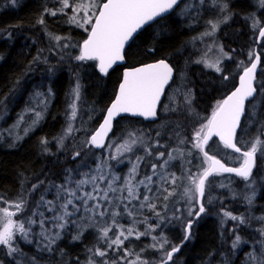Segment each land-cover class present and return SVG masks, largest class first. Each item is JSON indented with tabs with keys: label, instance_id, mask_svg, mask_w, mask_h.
I'll return each instance as SVG.
<instances>
[{
	"label": "trees",
	"instance_id": "trees-1",
	"mask_svg": "<svg viewBox=\"0 0 264 264\" xmlns=\"http://www.w3.org/2000/svg\"><path fill=\"white\" fill-rule=\"evenodd\" d=\"M254 1L256 0L225 1V8L229 7V10L224 8L226 11L224 14L228 13L230 20L222 23L218 36L221 35L219 40L230 58L225 61L223 65L225 68L221 73L206 70L194 62L197 53L190 46V42L202 30L204 23L199 19L200 21L197 20L195 24H189L186 18L176 15L177 8L169 15L145 26L126 47L124 64L116 65L107 74L101 75L95 61L71 60L72 65H70L56 55L59 54L58 48L47 43V35L48 37L54 35L70 37L81 42L87 36V33L66 21L67 13L58 11L61 7L60 0H14L13 2L0 0V107L5 105L8 108L7 123H12L15 114L29 103L30 96L36 87H40L44 81H47L49 89V95H47L49 102L37 125L13 146L0 143V197H15L26 191L28 202L35 197L44 183L57 184L66 170L74 168V160L79 157L78 152L70 149L63 152L56 151V146L53 144L47 146L48 141L55 138L64 125L70 87L75 82H80L82 85L79 105L81 109L86 110L88 117L90 116L91 124L88 122V131L91 134L101 120L107 105L113 99L125 67L165 59L175 68L176 80L180 76L179 72L187 75L188 83L185 88L193 96L190 106H182L179 103L166 118L162 119L160 109L159 118L154 122L124 118L131 119L134 123H141L143 126L160 125L163 127L161 131L153 129L151 133H156L161 144L166 147L188 148L191 144L189 139L196 131L197 123L205 121L217 103L235 84L241 70L249 64L248 50H253L256 39V31L251 28V18H249L251 11L253 10L252 13L259 16L261 22L264 21V6L260 4L258 7ZM45 9L57 11V14L53 16ZM203 10V16L206 15V19L211 17L209 9ZM249 10L250 13H248ZM213 11L217 13H214L213 17H222V9ZM41 20L43 23L40 22ZM246 20H249L248 23ZM258 51L262 52L258 80H261L264 85V38L258 46ZM54 57L57 59L55 64L50 62ZM44 60L47 61L46 67L40 66ZM241 60L244 61L241 65L242 69L238 65ZM36 62L37 65H35ZM86 65L89 66L88 72L85 69ZM43 75L49 77L45 79ZM256 85L259 91L257 96H259L262 88L259 82ZM246 118L247 114L242 120L240 129L243 128ZM120 119L115 121L114 130ZM208 145L217 149L219 143L213 139ZM80 147H75L74 150H80ZM26 185H28L27 189L24 187ZM29 185H36V187L30 188ZM256 206L264 207V187L260 189L256 198ZM191 229L193 235L191 239L182 242L183 244H180L178 239L174 240L180 244L176 254L181 261L180 264H213L221 260L220 254L225 251V248L221 244L222 241L218 239V232L209 222V218L205 222L196 223L194 227L191 226ZM142 239L137 238L135 241L136 249L143 245ZM18 245L21 260L9 262L4 259V264H84L97 248L107 249V242L100 238L98 230L91 225H88L81 234L75 232L71 226H67L49 251L43 247L38 248L33 243L19 241ZM127 246L128 243H125L124 247ZM230 264H241V262L237 256H234Z\"/></svg>",
	"mask_w": 264,
	"mask_h": 264
},
{
	"label": "rangeland",
	"instance_id": "rangeland-1",
	"mask_svg": "<svg viewBox=\"0 0 264 264\" xmlns=\"http://www.w3.org/2000/svg\"><path fill=\"white\" fill-rule=\"evenodd\" d=\"M9 1L13 2L14 0H9ZM225 1H228V0H224L223 2H221V0H184V2L178 7V9L176 11V15H179V16L186 18L188 20L189 24H195V21L197 22V20H199V19L202 20L201 18H203L202 22L204 24L202 25L203 26L202 31H200L198 33V35L193 40H191L190 46L195 51V53H197L201 56V57L200 56L198 57V55H196L197 61L194 60V62L197 63L198 65L202 66L204 69L215 72V73L223 72L224 68H225V67L223 68V65H224L225 61H227V59L230 58V55L223 48L222 43L218 38V33H216V32H218V29L220 28L219 25L220 26L222 25V21L224 20L223 22H225L229 19V15L224 14L225 9H226L225 7H223L226 4ZM257 1H259L257 3V5L259 3L261 4L260 0H256V2ZM86 2H87V0H77V1H70L69 0V5H70L68 7L69 10H67V8H64L63 12L67 13L66 21L68 23L76 26L77 28H79L80 30H82L83 32L88 34V32L85 31V27H88L90 30V26L78 27L75 23H71L69 21V18L72 17L73 15H77L78 17L83 15V13H74L72 10V6H75V5H78L81 3H86ZM61 7H62V5H61ZM219 7L223 11L222 14L225 15L224 19H223V16L220 18H218V17L212 18V16H214L213 9L217 10V9H219ZM204 8L209 9L210 12L213 13V14L210 13L211 18L209 17L208 18L209 20L208 19L204 20L205 16H203L204 15L203 13L201 14V11H204L203 10ZM210 8H212V11ZM195 9H197V10H195ZM252 15L255 17H253ZM196 16L198 18L194 19V18H196ZM257 16L258 15H255L254 13H251V15L249 16V18H251V22H252L251 28L255 29L256 31L262 25L260 20L258 19L259 16L258 17ZM253 18H255L257 20L255 21V19H254V21H252ZM191 19H193L192 20L193 22L191 21ZM212 19H214V20H212ZM215 20H216L217 28H216L215 32H212V28H210L211 24L209 22L211 21V22L215 23ZM253 24L255 25V27ZM256 25H257V27H256ZM207 28H208V31L206 30ZM205 31H207V32H205ZM210 32H211V35H205L206 33H210ZM201 36L203 39H200ZM55 37H59V36L54 35L52 37H48V35H47V43L49 42L55 48H58L59 54H56V55L59 57H62L63 62L66 61V62H69L70 65H72L71 60H76V62L80 61V60H77L76 57L80 54V46L82 43L81 41H77L76 39L73 40L70 37H60V39L57 40V39H55ZM206 37L210 40H208ZM214 38H217V39L214 40ZM194 40H196V41H194ZM201 40L204 42H202ZM198 42L201 44H199ZM218 43H220V44H218ZM219 45H220V47H219ZM198 50L200 51L201 54L199 53ZM249 53L251 55H249ZM249 53H248L249 57L247 56L248 57V60H247L248 63L251 61V59L253 57L252 51H250ZM90 61H92V60H90ZM46 62H47L46 60L42 61L40 66L43 65V67H46L47 66ZM50 62L55 64L57 62V59L54 57V59ZM243 62L244 61L238 62L241 69L243 68V66H241ZM35 65H37V62ZM95 65L97 68V61H95ZM217 67L220 69V71L216 70ZM87 68H89L88 65L85 66V69L88 72ZM35 69H36V67H35ZM179 74L181 76L178 78V83H177L178 86H175V88L172 87L171 93L168 96V100L166 101L163 109L161 110V119L166 118L167 115H169L168 104H167V102L169 100H171L172 105H175V106L178 103H180L182 106H186V105L190 106L192 104L193 96L191 95V92L185 88L186 87L185 85H187V83H188L187 82V75L186 74L183 75V73H181V72H179ZM47 77H49V76L48 75H46V77L44 76L45 79ZM46 83H47V81L46 82L44 81L40 87L38 86L34 89L33 93L30 96L29 103L24 105L25 108H24V106L22 107L23 110L21 109V111H18V113L14 117V118H16V120L13 119L12 123H7V119H6L7 113H8L7 106L4 105L3 107L2 106L0 107V143H4L8 146H13L25 134H27L30 130H32L37 125L38 121L42 117L43 112L46 109L48 102H49L48 96H47V95H49V89H48V85ZM259 85L261 86V88H262L261 91H263V92L259 96L254 98V101L251 103V106L248 109V113H250V114L247 116L246 121L244 123V126L241 129L239 136H238V143H241L240 144L241 147L245 150H248L251 147V143L253 141H255L257 136H259L261 140H264V85L262 84L261 80H259ZM77 86H79V99H80V97H81L80 92H81V86L82 85L80 82H75L70 87L68 97H67L66 111L64 114V125L65 126L63 125L62 129L60 130V132L58 133V135L55 138H52L50 141H48L47 146L50 144H53V146H56V149H57L56 151H62V152L64 150L67 151L68 149H70L73 152H76V153L78 152L79 157L76 160H74V164H75L74 168H72L68 171L66 170L64 172V174H63L64 176L62 175L61 181H59L57 184L54 183V184H50V185L48 183H44L43 186H41L39 188L40 190L36 192L35 197H33V199L29 200L28 202L26 201V194H25L26 191H23V193L21 195L15 196V197H0V209L7 208L10 212L16 213V215L13 217L14 220L26 222L27 219L29 217H31L33 220L37 221V223L31 225L27 240L23 239L19 233H17L14 236V240H13L11 246L16 248L17 251L10 253L8 246L0 245V264H4V259L9 260V262L13 261V260L18 262L21 260L20 259L21 255H20L19 250H18L19 241L26 242V243H33L38 248L43 247L46 251L51 250L53 248V246L56 244V241L61 236L64 228L63 229H57V228L53 227V225L51 223H46L45 227L51 230L50 233H47L48 235H54V233L57 231L60 233L59 237L57 239H55V242L52 244H49V241L44 239V236L41 235L42 229L39 226L38 221L40 220V216H39L40 212H43L44 216L48 219H51V217L54 215L53 212L48 211L49 206L46 203L41 202V197L44 198L45 202L46 201H56L57 187L58 186L63 185V186L69 187V188H75V186H76L75 182L76 181H79L81 179L90 178L93 175H95L97 177H99L100 175H104L106 180L111 179L113 176L119 177V179L115 181V185H114L117 189H119L120 186L124 184V178L129 176V172L133 166V163L138 162L137 157H143L144 159L140 160L138 162L139 167L137 169V174H136L135 180L133 181L134 184L137 183L139 180L144 179V177L146 175H152V167H151L152 164L153 163L160 164V163H163L164 160H169L167 153L172 152L174 158L169 160V164H168L169 167L167 166L166 169H158V171L159 172H166V173H175V175L177 174L176 177H178V179L176 181V184L174 186L169 185V188L171 190V188L174 187L175 193L177 194V197L180 195V198L179 197L178 198L183 199L184 197H186L185 195H183L185 192V188H191L192 187L191 182L188 180L189 171L192 172V174L199 176V174L202 173L203 168L207 166L204 163V161H205L204 155H202V153L200 152L199 149H197L193 146L194 142L192 140V136L189 139V141H191V144L188 148L185 146L184 147L176 146V148L169 146L168 148H166V146L164 144H160L158 138L156 137V133L155 132H154V134L151 133V131L153 129H154V131H159V130L161 131V129L163 128L162 126H160V125L158 126L157 124L155 126H143V125H141V123H136V122L134 123L133 120L127 119V118H122L119 120V122L116 124L117 125L116 129L114 130L111 137L108 139L105 146L100 150H96L89 143L90 142V138H89L90 132H88V122L90 121V116L88 117V113L86 112L85 109L80 108L79 99L76 100V105H77L76 118L70 120V113H71L70 105L72 104L73 100L76 99L74 90L77 88ZM178 89H179L180 94H183L184 92H185V94L179 95L178 100H176V94L178 93ZM185 89H186V91H185ZM187 92H189V93H187ZM38 96H39V98H38ZM188 96H189V98H188ZM179 97H181V100ZM38 99H40V100H38ZM42 99H44V100H42ZM31 101H33V102H31ZM40 105H42V106H40ZM27 106H29V108ZM41 108H43L44 110ZM170 110L172 111V107L170 108ZM37 113H39L40 116H37ZM85 118H88V119H85ZM208 119H209V116L205 119V121L198 122L197 126H196L197 127L196 130L199 129L202 124H206ZM80 121L83 124L80 123ZM78 122H79V124H78ZM69 123H71L72 128H73L72 134L66 133V129L68 128ZM24 131H26V132H24ZM130 134H134V136L136 138H138V140L140 142L133 145L132 150L130 152L129 151H123L121 146L124 145L126 142L130 141ZM68 135H70V137ZM74 135H75V137H74ZM19 136H21V138ZM154 138H156V139H154ZM162 145L165 147H163ZM74 146L75 147L81 146L80 150L77 149L75 151L74 149H76V148ZM90 147H92V148H90ZM160 147H162V148H160ZM146 148H148L152 152L151 156L147 155V153L145 151ZM118 149H120V150L118 151ZM160 149H162V150H160ZM156 152H158V153L164 152L165 158L163 157L162 159H160L158 161L156 159L158 153H156ZM209 152L216 154V150H214L213 148H211ZM218 152L230 164L240 165L242 163V160H243L242 156H239L237 154H233L232 152H229L225 149H222L220 151L218 150ZM112 157H115V159H113ZM256 158H257V166H256L255 170L253 171V173H252V175L248 181H245L244 179H237L233 176L223 175V174L214 175L207 181L206 189H205V196H206L205 199L206 200L203 199L202 202H204L203 203L204 206L206 204L209 206H207V205L205 206V209H206L204 212L205 214L202 213V215H200L198 217V221H197V219H196V221L195 220L192 221L193 216L190 217L188 215V210L190 207H192L194 211H198V209H199L198 205L194 201H193V204H189V202H187L188 198L186 197V198H184V205H183L180 201H178L179 199L177 197H176L177 199H175V201L173 200V197H175L176 194L172 198H170L171 200L170 199L168 200L169 202L164 201L162 198L157 200L156 195H154V192L148 193L147 190L143 186H140V188H138L137 191L153 196V202H155L158 205L156 208V211L159 212V214H160L159 216H157L154 212H151V210H149L146 207L145 208L147 210L144 208L141 209L139 207L140 200H142V196L140 197V200H134L132 202V204L129 205V208H133V206H134L135 211L137 210L135 212V215H128L126 212H123L124 204H126L127 201H124V203H121L119 207H115V205H105L106 207L114 208L115 211L121 212V215L117 217V221L120 225L123 226V230L126 231V229L129 227H134L135 232H140V233L145 232V230L149 229L150 227L154 230L150 231L149 234H147V235H143V236L139 237V238L145 237L144 239H142V244L144 246H141V249H140V247L139 248L137 247V249H136L135 241L137 240V238H136V235L134 233L127 240H124V243L119 248H117L116 246L109 248L108 243H107V249H106L107 251L100 249L101 251H105L108 256L105 255V257L104 256L101 257L98 255H95L94 254L96 251L95 250L93 254L89 255V257L86 259L84 264H90V262H91V264H127L128 261L136 262V264H140L141 261H146L147 264H161L162 259L163 260L166 259V253L168 251H171V249L173 247L178 246V242L182 243V242L186 241L185 240L186 227H187L188 221L190 219H191L192 223L195 221L192 224V227H194L195 223H198L199 221L205 222L208 218H209V222L214 225L215 231L219 232V234L217 235L218 239L220 241H222L221 244L225 248V251L222 252L223 255L220 254L222 257L221 260H218L217 262H215L213 264H217V263H219V264H228L229 263L230 264V262L234 256H237L239 258V260L241 261V264H244V263L249 264L251 262H252L251 264H254V263L255 264L256 263L262 264V262H264V256H263L264 255L263 254L264 253V244H263L264 243V236L261 235V232L264 231V226H261V224L263 223L262 225H264V208L256 206V198L258 197L260 189L262 187H264V151H262L260 147H258V150L256 153ZM189 159H190V162H189ZM187 160L189 163H187ZM146 162L149 164H146ZM170 163H172V164H170ZM144 165H145V167H144ZM98 166H100V167H98ZM195 166H197V167L195 168ZM184 168H185V170H184ZM171 169H172V171H171ZM85 174H87V177L85 176ZM153 180L157 181V183H158L159 182L158 176H153ZM69 181H71V182H69ZM96 183L99 184L101 188H107L106 181H100L99 179H97ZM24 187L27 189L28 185H26ZM29 187L32 188L33 186L29 185ZM150 187H152L153 191L156 190V185H150ZM181 189H183V190H181ZM81 191H92V184L84 185L83 188L81 189ZM240 193H241V195H240ZM212 194H213V196H212ZM100 195H103V193H100ZM120 195L127 196V191L125 190L122 193L120 191H117L116 193H109V196H120ZM226 195L227 196L229 195V196L227 197ZM242 196H244V197H242ZM209 198H211V200ZM249 198H251V204L253 203L252 206L248 202ZM21 201L24 202L23 210L21 212H17L14 205L16 203L21 202ZM222 201H224V202H222ZM76 203H79V201H76ZM90 203H93V201H90ZM117 203H119V202H117ZM165 205H166V207H164ZM171 206H172L173 210L171 209ZM187 207H189V208L187 209ZM243 207H244V210H243ZM163 208H165V209H163ZM177 209H179L178 212H177ZM222 209H224V210H222ZM69 210L70 211L72 210L71 206H69ZM139 210H140V212H139ZM182 211H183V213H181ZM186 211H187L188 216L186 215ZM238 211L240 212V215H238L239 214ZM34 212L37 213V215H33ZM160 212H162V213H160ZM226 212L230 213V216H236V217L242 218L244 221L242 223L243 225L241 224L240 219L239 220L238 219L232 220L230 218V216H226L225 215ZM248 212L250 213V215ZM179 213H180V215H178ZM89 215H91V214H85L83 212V210H81L75 216L70 218V220L74 221V222L67 223L65 228H67V226H69V227L71 226L75 232H77L78 234H81V232L88 225H91V226H94L98 230L99 236L101 238V234H100L99 229L101 227H104L106 225H110L112 223L111 216L109 215L106 218V220L100 219L99 217H93L90 220V219H88ZM172 216H173V218H171ZM165 217H167V219ZM181 217H182V220H181ZM147 218H148V220H147ZM163 220H164V222H163ZM133 221H135V224H133ZM247 221H248V223H247ZM259 221H261V222H259ZM161 222H162V224H160ZM171 222L174 224H171ZM238 222H240V223H238ZM151 223L153 225H151ZM166 223H169V224H166ZM180 223H182V224H180ZM244 223H246V224L244 225ZM171 225H173L174 227ZM252 225H254V226H252ZM222 226L223 227L225 226V227L223 228ZM234 226H235V228H234ZM236 226H238V227H236ZM250 226H252V227H250ZM26 227H28L27 224H26ZM170 227L171 228L173 227V228L171 229ZM247 227H248V229H246ZM159 229H162V230L159 231ZM116 231H117L116 229H113V231L109 233V236L112 239H115ZM159 232H161L162 234ZM158 234H160L161 236ZM180 234H181V236H180ZM236 235L240 237V240H242V241H240L241 246H240V244H238L237 247L233 248L232 247L233 241L237 237ZM252 235H254V236H252ZM192 236L193 235L191 234V229H190L189 238H191ZM153 237H155L156 239L154 240ZM160 237L164 238L165 240L161 239ZM232 238H233V241L231 240ZM172 239L173 240L178 239L177 240L178 242L175 243ZM229 239H230V241H229ZM164 241H167V243H164L163 248L161 249L160 243H163ZM243 241H245V242H243ZM150 242H152V245ZM125 243H128V246L126 248L124 247ZM155 244H158V245L153 247V245H155ZM169 244H171V245H169ZM255 244H256V246H255ZM148 246H150V247H148ZM238 246L240 249L238 248ZM142 247H143V250H142ZM231 247H232V249H231ZM97 249H99V248H97ZM111 249H112V251H111ZM150 249H151V251H149ZM126 250L128 252H130L131 255H129L125 258V251ZM165 250H168V251H165ZM243 250H244V252H243ZM162 251H164V252H162ZM248 251L250 252V254L254 255V257L257 261L250 257V254ZM261 251H262V253H261ZM116 252H119V253H116ZM159 252H160V254H159L160 256L158 255ZM257 252L259 253V255H257L258 254ZM149 253H152V254H149ZM156 253H157V255H156ZM162 253H163V255H161ZM118 254H120V255H118ZM175 254L176 253L173 254L174 258L172 257V259L170 261H168V263H170V262L172 264L179 263V258H177L175 256ZM158 256L160 257V260H159ZM245 256H246V258H245ZM137 257H139V260L137 259ZM259 257H260L261 263H259V261H260ZM253 261H254V263H253Z\"/></svg>",
	"mask_w": 264,
	"mask_h": 264
},
{
	"label": "snow or ice",
	"instance_id": "snow-or-ice-1",
	"mask_svg": "<svg viewBox=\"0 0 264 264\" xmlns=\"http://www.w3.org/2000/svg\"><path fill=\"white\" fill-rule=\"evenodd\" d=\"M60 3L62 5L58 9L60 12H63L64 8L70 6L69 0H60ZM177 4L178 0H87L86 3L72 6L74 13H83V15L79 17L73 15L69 18V21L75 23L78 27L90 26V30L88 27H85V31L88 32V37L83 41L80 47V54L76 59L80 61H97L100 73L107 74L108 70L117 61L124 59L122 53L125 44L133 37V34L148 22L154 21L155 18L173 9ZM261 4L264 6V0H261ZM45 11L50 10L45 9ZM50 14L55 16L57 11H50ZM40 22L43 23L42 20ZM209 23L211 24L212 32H215L217 24L211 21ZM206 35H211V32L206 33ZM259 35L261 38H264V27L259 29ZM55 39L59 40L60 37H55ZM259 60L260 57L257 56L256 61L258 62ZM256 69V62H253L251 67H245L243 69L239 87L227 96L226 99L218 102L216 109L213 111L207 123L201 125L192 136L193 146L203 152L205 157L204 163L207 166L203 168L199 176L191 172L188 173V180L191 182L192 187L185 188L184 195L188 198L189 204H193L194 201L200 205L198 211H194L192 207L189 208L188 215L190 217H199L206 210L204 204L200 202V198L205 195L206 182L210 176L219 175L220 173H234L236 176L248 181L252 175L258 147L264 151V140H261L259 136L256 137L255 141L251 143V147L246 151H241V148L234 142L236 129L240 124L242 114L245 112V101L249 98H254V93L257 91L253 86ZM216 70L220 71L218 67ZM172 72V68L164 60L126 70L123 74V80L119 85V91L116 94L115 100L108 108L103 123L91 137L89 143L93 146L101 147L104 137L111 130L113 118L120 113H131L134 116H143L146 118L155 117L157 114V104L160 102L161 95L165 91V86L172 78ZM74 92L76 99L70 105V120L75 119L77 115L76 100L79 99V86H77ZM37 116H39V113H37ZM72 131V125L69 123L66 133L70 134ZM214 136L219 137L225 148L240 153L243 157L240 167H226L215 156L208 155L204 146ZM138 142H140L138 138L134 134H130V141L122 145L121 148L123 151L130 152L132 146ZM145 151L148 156L152 155V152L148 148ZM167 155L169 160L174 158L172 152H168ZM164 156V152H159L156 159L159 161ZM112 158L115 159V157ZM143 159V157H137L138 162ZM169 160H164L160 164L153 163L151 166L152 175H146L144 179L139 180L135 184L133 181L135 180L139 163H133L129 176L124 178V184L119 189L114 186L115 181L119 177L113 176L111 179L106 180L104 175H100L99 177L93 175L90 178L76 181L75 188H69L63 185L58 186L56 201L45 202L44 198L41 197V202L46 203L49 206L48 211L54 214L51 219H48L44 216L43 212L39 213L40 220L38 223L42 229L41 235L49 241V244L54 243L60 233L57 231L54 235H48L47 233H50L51 230L45 227L46 223H51L57 229H63L67 223L74 222L70 218L81 210L85 214H91L88 216L90 220L93 217L106 220L109 215L111 216L112 223L99 229L101 239L108 243L109 248L113 246L119 248L124 243V240H127L134 233L136 238L149 234L150 231L154 230L151 227L143 233L135 232L134 227H129L126 231L123 230V226L117 221V217L121 215V212L115 211L114 208H109L105 205L119 207L121 203L127 201L124 204L123 212H126L128 215H135L134 206L133 208H129V205L134 200H140L142 196L139 207L141 209L146 207L159 216V212L156 211L157 204L153 202V196L138 192L137 189L143 186L148 193H152L153 189L150 185H156V193L154 195H156L157 200L162 198L164 201H168L173 197L176 194L175 188L172 187L170 190L169 185L174 186L178 177H176L175 173L158 171V169H166ZM85 176L87 177V174ZM153 176H158V183L153 180ZM97 179L106 181L107 188H101L96 183ZM87 184H92V191H81L83 186ZM33 187L35 188L36 185H33ZM125 190L127 191V196H109V193H116L117 191L122 193ZM100 193H103V195H100ZM76 201H79V203H76ZM90 201H93V203H90ZM249 203H251V198H249ZM23 206V201L14 205L17 212H21ZM69 206H71V211L69 210ZM15 215L16 213L10 212L7 208L0 209V245L8 246L10 253L17 251L16 248L11 246L14 236L19 233L23 239L27 240L31 225L37 223L31 217L26 222L16 221L13 219ZM33 215H37V213L34 212ZM225 215L230 216V213L226 212ZM230 218L232 220L240 219L241 223L244 222L243 219L236 216H230ZM26 224L28 227H26ZM133 224H135V221H133ZM191 226L192 221L189 220L185 240L189 238ZM113 229L117 230L115 239L109 236V233ZM261 235L264 236V231L261 232ZM75 238L78 239L79 237ZM153 239L155 240L156 238L153 237ZM164 243H167V241L160 243L161 249ZM239 243L240 237L237 236L233 241V248L237 247ZM155 246L153 245V247ZM178 251L179 246L173 247L171 251L166 253V259L162 260L161 264H168L173 254ZM94 254L103 257L106 255V252L96 249ZM129 255L131 253L126 250L125 258ZM250 257L255 259L252 254H250ZM137 259L139 260V257ZM127 264H136V262L128 261ZM140 264H147V262L141 261Z\"/></svg>",
	"mask_w": 264,
	"mask_h": 264
},
{
	"label": "bare ground",
	"instance_id": "bare-ground-1",
	"mask_svg": "<svg viewBox=\"0 0 264 264\" xmlns=\"http://www.w3.org/2000/svg\"><path fill=\"white\" fill-rule=\"evenodd\" d=\"M223 1H224V0H221V2H223ZM228 1H229V0H228ZM235 1H236V0H235ZM240 1H241V0H240ZM245 1H246V0H245ZM260 1H261V0H260ZM215 2H216V1H215ZM232 2H233V1H232ZM255 2H256V1H254V3H255ZM258 2H259V1H257L256 4H257ZM219 3H220V2H219ZM244 3H245V2H244ZM222 4H223V3H222ZM238 4H239V3H238ZM247 4H248V3H247ZM259 4H260V3H259ZM259 4H258V7H259ZM214 6H215V5H214ZM228 6H229V5H228ZM247 6H248V5H247ZM254 6H255V5H254ZM223 7H225V5H224ZM258 7H257V8H258ZM219 8H220V7H219ZM228 8H229V7H227L226 9H228ZM232 8H233V7H232ZM260 8H261V6H260ZM201 9H202V8H201ZM201 9H200V10H201ZM210 9H211V11H212V8H210ZM195 10H197V9H195ZM213 10H215V9H213ZM220 10H221V9H220ZM223 10H224V9H223ZM228 10H229V9H228ZM231 10H232V9H231ZM231 10H230V13H231ZM245 10H246V9H245ZM243 11H244V10H243ZM252 11H253V10H252ZM252 11H251V13H252ZM256 11H257V10H256ZM197 12H198V11H197ZM199 12H200V11H199ZM205 12H207V11H205ZM205 12H204V13H205ZM209 12H210V10H209ZM222 12H223V11H222ZM225 12H226V11H225ZM228 12H229V11H228ZM232 12H233V11H232ZM202 13H203V11H201V14H202ZM210 13H211V12H210ZM214 13H216V11H215ZM248 13H250V10H249ZM251 13H250V14H251ZM253 13H254V12H253ZM211 14H213V13H211ZM211 14H210V15H211ZM216 14H217V13H216ZM226 14H228V13H226ZM243 14H244V13H243ZM243 14H242V15H243ZM245 14H246V13H245ZM218 15H219V14H218ZM223 15H224V14H223ZM223 15H222V16H223ZM238 15H241V14H238ZM215 16H216V15H215ZM224 16H225V15H224ZM224 16H223V19H224ZM230 16H232V14H231ZM243 16H244V15H243ZM252 16H253V15H252ZM181 17H182V16H181ZM188 17H189V16H188ZM201 17H202V16H201ZM205 17H206V15H205ZM209 17H210V16H209ZM218 17H219V16H218ZM253 17H255V16H253ZM257 17H258V16H257ZM257 17H256V18H257ZM197 18H198V17L196 16V18H194V19H197ZM210 18H211V17H210ZM212 18H213V16H212ZM214 18H215V17H214ZM216 18H217V17H216ZM233 18H234V17H233ZM241 18H242V17H241ZM244 18H245V17H244ZM246 18H248V16H247ZM246 18H245V19H246ZM201 19L203 20V18H201ZM205 19H206V18H204V20H205ZM221 19H222V18H221ZM254 19H255V18H253L252 21H254ZM258 19H259V18H258ZM192 20H193V19H191V21H192ZM208 20H209V19H208ZM210 20H211V19H210ZM212 20H214V19H212ZM217 20H218V19H217ZM226 20H227V19H226ZM229 20H230V19H229ZM229 20H227V21H229ZM242 20H243V19H242ZM250 20H251V19H250ZM256 20H257V19H255V21H256ZM180 21H181V20H180ZM199 21H200V20H199ZM223 21H224V20H223ZM223 21H222V23H223ZM246 21H247V20H246ZM248 21H249V20H248ZM248 21H247V23H248ZM185 22H186V21H185ZM185 22H184V23H185ZM192 22H193V21H192ZM195 22H196V21H195ZM207 22H208V21H207ZM257 22H258V21H257ZM181 23H182V22H181ZM184 23H183V24H184ZM213 23H214V22H213ZM215 23H216V20H215ZM219 23H220V22H219ZM251 23H252V22H251ZM258 23H259V22H258ZM200 24H201V23H200ZM220 24H221V23H220ZM256 24H257V23H256ZM185 25H186V23H185ZM218 25H219V24H218ZM242 25H244V23H243ZM253 25H254V24H253ZM189 26H190V25H189ZM206 26H207V25H206ZM209 26H210V25H209ZM248 26H249V24H248ZM202 27H203V26H202ZM219 27H220V25H219ZM240 27H241V26H240ZM254 27H255V26H254ZM256 27H257V25H256ZM210 28H211V26H210ZM245 28H246V27H245ZM203 29H204V28H203ZM206 30L208 31V28H207ZM218 30H219V29H218ZM254 30H255V29H254ZM201 31H202V30H201ZM207 31H205V32H207ZM246 31H247V30H246ZM205 32H204V33H205ZM216 33H218V32H216ZM205 35H206V34H205ZM220 36H221V35H220ZM220 36H218V38H220ZM198 37H199V36H198ZM216 37H217V36H216ZM222 37H223V36H222ZM206 38H207V37H206ZM228 38H230V37H228ZM200 39H203L202 36H201ZM207 39H208V38H207ZM215 39H217V38H214V40H215ZM208 40H210V39H208ZM249 40H250V39H249ZM194 41H196V40H194ZM201 41H202V40H201ZM202 42H204V41H202ZM225 42H226V41H225ZM247 42H248V41H247ZM198 43H199V42H198ZM205 43H206V42H205ZM253 43H254V42H253ZM199 44H201V43H199ZM218 44H220V43H218ZM228 44H229V43H228ZM193 45H194V44H193ZM195 45H196V44H195ZM203 45H204V44H203ZM259 45H260V44H259ZM236 46H237V45H236ZM194 47H195V46H194ZM198 47H199V46H198ZM219 47H220V45H219ZM221 47H222V46H221ZM237 47H238V46H237ZM247 47H248V46H247ZM201 48H202V47H201ZM231 48H232V47H231ZM239 48H240V47H239ZM228 49H229V48H228ZM249 49H250V47H249ZM202 50H203V49H202ZM221 50H222V49H221ZM235 50H236V49H235ZM259 50H260V49H259ZM198 51H199V50H198ZM198 51H197V52H198ZM248 51L250 52V50H248ZM199 53H200V51H199ZM244 53H245V52H244ZM261 53H262V52H261ZM261 53H260V54H261ZM200 54H201V53H200ZM197 55H198V57L200 56L199 54H197ZM249 55H250V53H249ZM249 55H247V56L249 57ZM200 57H201V56H200ZM231 58H232V57H231ZM233 58H234V57H233ZM261 58H262V57H261ZM250 59H251V58H250ZM195 61H197V59H195ZM236 61H237V60H236ZM241 61H242V60H241ZM260 63H261V62H260ZM228 64H229V63H228ZM238 65H239V64H238ZM245 65H246V64H245ZM117 66H118V65H117ZM261 67H262V66H261ZM233 68H234V67H233ZM230 69H232V68H230ZM234 69H235V68H234ZM260 69H261V68H260ZM110 71H111V70H110ZM199 72H200V71H199ZM228 73H230V72H228ZM121 74H122V73H121ZM231 74H232V73H231ZM233 75H234V74H233ZM180 76H181V75H180ZM180 76H178V77H180ZM182 76H183V75H182ZM202 77H203V76H202ZM204 77H205V76H204ZM211 77H212V76H211ZM182 78H183V77H182ZM207 78H208V77H207ZM209 78H210V77H209ZM181 80H182V79H181ZM196 80H197V79H196ZM198 80H199V79H198ZM198 80H197V81H198ZM191 81H192V80H191ZM219 81H220V80H219ZM171 82H172V81H171ZM192 82H193V81H192ZM192 82H191V83H192ZM216 82L218 83V81H216ZM232 83H233V82H232ZM213 84H214V83H213ZM211 85H212V84H211ZM79 86H80V85H79ZM183 86H184V85H183ZM185 86H186V85H185ZM219 87H220V85H219ZM191 88H192V87H191ZM220 88H221V87H220ZM183 89H184V88H183ZM186 89H187V88H186ZM186 89H185V91H186ZM81 90H82V86H81ZM191 90H192V89H191ZM192 91H193V90H192ZM215 91H216V90H215ZM115 92H116V91H115ZM182 92H183V91H182ZM218 92H219V91H218ZM187 93H189V92H187ZM258 93H259V91H258ZM261 93H262V91H261ZM80 94H81V92H80ZM183 94H185V92H184ZM183 94H181V95H183ZM40 95H41V94H40ZM186 95H187V94H186ZM188 95H189V94H188ZM216 95H217V94H215V96H216ZM184 96H185V95H184ZM213 96H214V95H213ZM219 96H220V95H219ZM185 97H186V96H185ZM38 98H39V96H38ZM186 98H187V97H186ZM188 98H189V96H188ZM218 99H219V98H218ZM32 100H33V99H32ZM38 100H40V99H38ZM42 100H44V99H42ZM209 100H210V99H209ZM218 101H219V100H218ZM31 102H33V101H31ZM43 102H44V101H43ZM214 102H216V101H214ZM41 104H42V103H41ZM43 104H44V103H43ZM44 105H45V104H44ZM36 106H37V105H36ZM40 106H42V105H40ZM107 106H108V105H107ZM27 107L29 108V106H27ZM24 108H25V106H24ZM36 108H37V107H36ZM41 109H43V108H41ZM22 110H23V109H22ZM43 110H44V109H43ZM20 111H21V110H20ZM41 111H42V110H41ZM22 112H23V111H22ZM25 113H26V112H25ZM14 114H15V113H14ZM19 114H20V113H19ZM19 114H18V115H19ZM23 114H24V113H23ZM23 114H22V115H23ZM15 116H16V114H15ZM19 116H20V115H19ZM39 116H40V115H39ZM65 117H66V116H65ZM81 118H82V117H81ZM14 119L16 120V118H14ZM85 119H87V118H85ZM65 121H66V120H65ZM86 121H87V120H86ZM80 123H82V122L80 121ZM93 123H94V122H93ZM98 123H99V122H98ZM78 124H79V122H78ZM82 124H83V123H82ZM89 124H91V123L89 122ZM35 125H36V124H35ZM35 125H34V126H35ZM250 125H251V124H250ZM31 126H32V125H31ZM64 126H65V125H64ZM80 127H81V126H80ZM28 128H29V127H28ZM31 128H32V127H31ZM64 128H65V127H64ZM78 128H79V127H78ZM74 129H75V128H74ZM21 130H22V129H21ZM75 130H76V129H75ZM28 131H29V130H28ZM76 131H77V130H76ZM83 131H84V130H83ZM85 131H86V130H85ZM91 131H92V130H91ZM24 132H26V131H24ZM80 132H81V131H80ZM80 132H79V133H80ZM88 132H89V131H88ZM262 132H263V131H262ZM64 133H65V132H64ZM84 133H85V132H84ZM71 134H72V132H71ZM166 134H167V133H166ZM23 135H24V134H23ZM62 135H63V134H62ZM68 136L70 137V135H68ZM171 136H172V135H171ZM174 136H175V135H174ZM19 137L21 138V136H19ZM74 137H75V135H74ZM163 137H164V136H163ZM168 137H169V136H168ZM72 138H73V137H72ZM72 138H71V139H72ZM173 138H175V137H173ZM62 139H63V138H62ZM111 139H112V138H111ZM113 139H114V138H113ZM115 139H116V138H115ZM154 139H156V138H154ZM15 140H16V139H15ZM158 140H159V139H158ZM178 140H179V139H178ZM239 140H240V139H239ZM162 141L164 142V140H162ZM162 141H161V142H162ZM180 141H181V140H180ZM168 142H169V140H168ZM168 142H167V143H168ZM174 142H175V141L173 140V143H174ZM178 142H179V141H178ZM182 142H183V140H182ZM171 143H172V142H171ZM160 144H161V143H160ZM165 144H166V143H165ZM175 144H177V143H175ZM179 144H181V143L179 142ZM239 144H241V143H239ZM162 146H163V145H162ZM158 147H159V146H158ZM163 147H165V146H163ZM160 148H162V147H160ZM166 148H168V147H166ZM175 148H176V147H175ZM160 150H162V149H160ZM156 153H158V152H156ZM156 153H155V154H156ZM154 156H155V155H154ZM176 156H177V155H176ZM164 158H165V157H164ZM188 158H189V157H188ZM150 161H151V160H150ZM150 161H149V162H150ZM174 162H175V161H174ZM189 162H190V159H189ZM189 162H188V160H187V163H189ZM142 164H143V163H142ZM144 164H145V163H144ZM146 164H149V163L146 162ZM168 164H169V163H168ZM170 164H172V163H170ZM176 164H177V163H176ZM183 164H184V163H183ZM185 165H186V164H185ZM191 165H192V164H191ZM149 166H150V165H149ZM171 166H172V165H171ZM180 166H181V165H180ZM144 167H145V165H144ZM168 167H169V166H168ZM196 167H197V166H195V168H196ZM191 168H192V167H191ZM144 169H145V168H144ZM176 169H177V168H176ZM179 169H180V168H179ZM169 170H170V169H169ZM184 170H185V168H184ZM184 170H183V171H184ZM171 171H172V169H171ZM177 172H178V171H177ZM180 172H181V171H180ZM176 175H177V174H176ZM178 175H179V174H178ZM183 181H184V180H183ZM184 183H185V182H184ZM179 185H180V184H179ZM178 187H179V186H178ZM180 187H181V186H180ZM215 187H216V186H215ZM183 189H184V188H183ZM183 189H181V190H183ZM213 189H214V188H213ZM219 189H220V188H219ZM239 189H240V188H239ZM181 190H180V191H181ZM215 190H216V189H215ZM221 190H222V189H221ZM237 190H238V189H237ZM183 192H184V191H183ZM210 192H211V191H210ZM210 192H209V193H210ZM181 194H182V193H181ZM210 194H211V193H210ZM214 194H215V193H214ZM222 194H223V193H222ZM234 194H235V193H234ZM183 195H184V194H183ZM220 195H221V194H220ZM240 195H241V193H240ZM212 196H213V194H212ZM221 196H222V195H221ZM221 196H220V197H221ZM226 196H227V195H226ZM228 196H229V195H228ZM228 196H227V197H228ZM176 197H177V196H176ZM178 197H179V196H178ZM178 197H177V198H178ZM205 197H206V196H205ZM205 197H204V199H205ZM224 197H225V196H224ZM235 197H236V196H235ZM242 197H244V196H242ZM177 198H176V199H177ZM184 198H186V197H184ZM211 198H212V197H211ZM211 198H209V199L211 200ZM218 198H219V197H218ZM178 199H179V198H178ZM215 199H216V198H215ZM222 199H223V198H222ZM225 199H226V198H225ZM233 199H234V198H233ZM170 200H171V199H170ZM173 200L175 201V198H174ZM179 200L181 201V199H179ZM205 200H206V199H205ZM205 200H204V201H205ZM210 200H209V201H210ZM213 200H214V199H213ZM217 200H218V199H217ZM245 200H246V199H245ZM252 200H253V199H252ZM202 201H203V200H202ZM232 201H233V200H232ZM168 202H169V201H168ZM187 202H188V201H187ZM206 202H207V201H206ZM210 202H211V201H210ZM222 202H224V201H222ZM248 202H249V201H248ZM203 203H204V202H203ZM244 203H245V202H244ZM246 203H247V202H246ZM162 204H163V203H162ZM249 204H251V203H249ZM252 204H253V203H252ZM252 204H251V206H252ZM206 205H207V204H206ZM206 205H205V206H206ZM247 205H248V204H247ZM247 205H246V206H247ZM254 205H255V204H254ZM157 206H158V205H157ZM162 206H163V205H162ZM175 206H176V205H175ZM177 206H178V205H177ZM186 206H187V205H186ZM194 206H195V205H194ZM207 206H209V205H207ZM213 206H214V205H213ZM164 207H165V206H164ZM168 207H169V206H168ZM210 207H211V206H210ZM218 207H219V206H218ZM221 207H222V206H221ZM223 207H224V206H223ZM169 208H170V207H169ZM178 208H179V207H178ZM188 208H189V207H187V209H188ZM207 208H208V207H207ZM213 208H214V207H213ZM263 208H264V207H263ZM144 209H146V208H144ZM163 209H165V208H163ZM166 209H167V208H166ZM171 209H172V206H171ZM184 209H185V208H184ZM216 209H217V208H216ZM146 210H147V209H146ZM167 210H168V209H167ZM169 210H170V209H169ZM172 210H173V209H172ZM213 210H214V209H213ZM218 210H219V209H218ZM222 210H224V209H222ZM239 210H240V209H239ZM243 210H244V207H243ZM136 211H137V210H136ZM136 211H135V212H136ZM233 211H234V210H233ZM139 212H140V210H139ZM139 212H138V213H139ZM148 212H149V211H148ZM151 212H152V211H151ZM177 212H178V211H177ZM184 212H185V211H184ZM208 212H209V211H208ZM238 212H239V211H238ZM160 213H162V212H160ZM181 213H183V211H182ZM243 213H244V212H243ZM248 213H249V212H248ZM136 214H137V213H136ZM172 214H173V213H172ZM204 214H205V213H204ZM141 215H142V214H141ZM168 215H169V214H168ZM176 215H177V214H176ZM178 215H180V213H179ZM186 215H187V211H186ZM201 215H202V214H201ZM238 215H240V212H239ZM249 215H250V213H249ZM252 215H253V214H252ZM145 216H146V215H145ZM150 216H151V215H150ZM187 216H188V215H187ZM245 216H246V215H245ZM135 217H136V216H135ZM162 217H163V216H162ZM179 217H180V216H179ZM194 217H195V216H194ZM247 217H248V216H247ZM260 217H261V216H260ZM154 218H155V217H154ZM165 218L167 219V217H165ZM171 218H173V216H172ZM250 218H251V217H250ZM255 218H256V217H255ZM262 218H263V217H262ZM138 219H139V218H138ZM143 219H144V218H143ZM176 219H177V218H176ZM229 219H230V218H229ZM241 219H242V218H241ZM139 220H140V219H139ZM147 220H148V218H147ZM147 220H146V221H147ZM149 220H150V219H149ZM181 220H182V217H181ZM184 220H185V219H184ZM190 220H191V219H190ZM238 220H239V219H238ZM253 220H254V219H253ZM156 221H157V220H156ZM173 221H174V220H173ZM195 221H196V220H195ZM195 221H194V222H195ZM227 221H228V220H227ZM163 222H164V220H163ZM167 222H168V221H167ZM194 222H193V223H194ZM259 222H261V221H259ZM138 223H139V222H138ZM142 223H143V222H142ZM144 223H145V222H144ZM193 223H192V224H193ZM217 223H218V222H217ZM222 223H223V222H222ZM222 223H221V224H222ZM238 223H240V222H238ZM238 223H237V224H238ZM247 223H248V221H247ZM147 224H148V223H147ZM155 224H156V223H155ZM160 224H162V222H161ZM160 224H159V225H160ZM166 224H169V223H166ZM166 224H165V225H166ZM171 224H174V223L171 222ZM180 224H182V223H180ZM195 224H196V223H195ZM234 224H235V223H234ZM241 224H242V223H241ZM245 224H246V223H244V225H245ZM262 224H263V223H262ZM262 224H261V226H264V225H262ZM137 225H138V224H137ZM144 225H145V224H144ZM151 225H153V224L151 223ZM228 225H229V224H228ZM228 225H227V226H228ZM242 225H243V224H242ZM258 225H259V224H258ZM161 226H162V225H161ZM171 226H173V225H171ZM175 226H176V225H175ZM229 226H230V225H229ZM252 226H254V225H252ZM252 226H250V227H252ZM154 227H155V226H154ZM154 227H153V228H154ZM173 227H174V226H173ZM173 227H172V228H173ZM222 227H223V226H222ZM224 227H225V226H224ZM224 227H223V228H224ZM230 227H231V226H230ZM236 227H238V226H236ZM244 227H245V226H244ZM255 227H256V226H255ZM158 228H159V227H158ZM158 228H157V229H158ZM162 228H163V227H162ZM165 228H166V227H165ZM165 228H164V229H165ZM170 228H171V227H170ZM172 228H171V229H172ZM178 228H179V227H178ZM186 228H187V227H186ZM234 228H235V226H234ZM157 229H156V230H157ZM176 229H177V228H176ZM179 229H180V228H179ZM227 229H228V228H227ZM246 229H248V227H247ZM160 230H162V229H159V231H160ZM167 230H168V229H167ZM174 231H175V230H174ZM183 231H184V230H183ZM191 231H192V229H191ZM250 231H251V230H250ZM161 232H162V231H161ZM161 232H159V233H161ZM184 232H185V231H184ZM234 232H235V231H234ZM234 232H233V233H234ZM258 232H259V231H258ZM258 232H257V233H258ZM260 232H261V231H260ZM162 233H163V232H162ZM162 233H161V234H162ZM170 233H171V232H170ZM224 233H225V232H224ZM248 233H249V232H248ZM164 234H165V233H164ZM218 234H219V232H218ZM234 234H235V233H234ZM243 234H244V233H243ZM249 234H250V233H249ZM259 234H260V233H259ZM158 235H160V234H158ZM158 235H157V236H158ZM183 235H184V234H183ZM160 236H161V235H160ZM180 236H181V234H180ZM180 236H179V237H180ZM220 236H221V235H220ZM234 236H235V235H234ZM236 236H237V235H236ZM252 236H254V235H252ZM167 237H168V236H167ZM175 237H176V236H175ZM222 237H223V236H222ZM226 237H227V236H226ZM142 238H143V237H142ZM142 238H141V239H142ZM144 238H145V237H144ZM158 238H159V237H158ZM160 238H161V237H160ZM180 238H181V237H180ZM233 238H234V237H233ZM233 238L231 239L232 241H233ZM161 239H164V238H161ZM189 239H190V238H189ZM189 239H187V240H189ZM192 239H193V238H192ZM222 239H223V238H222ZM226 239H227V238H226ZM145 240H146V239H145ZM149 240H150V239H149ZM164 240H165V239H164ZM172 240H173V239H172ZM180 240H181V239H180ZM180 240H179V241H180ZM183 240H184V239H183ZM257 240H258V239H257ZM151 241H152V240H151ZM181 241H182V240H181ZM218 241H219V240H218ZM226 241H227V240H226ZM229 241H230V239H229ZM240 241H242V240H240ZM246 241H247V240H246ZM148 242H149V241H148ZM243 242H245V241H243ZM255 242H256V241H255ZM150 243H151V245H152V242H150ZM224 243H225V242H224ZM248 243H249V242H248ZM144 244H145V243H144ZM148 244H149V243H148ZM182 244H183V243H182ZM239 244H240V243H239ZM250 244H251V243H250ZM263 244H264V243H263ZM146 245H147V244H146ZM155 245H158V244H155ZM169 245H171V244H169ZM176 245H177V244H176ZM229 245H230V244H229ZM231 245H232V244H231ZM253 245H254V244H253ZM142 246H144V245H142ZM240 246H241V244H240ZM255 246H256V244H255ZM260 246H261V245H260ZM148 247H150V246H148ZM232 247H233V246H232ZM232 247H231V249H232ZM249 247H250V246H249ZM131 248H132V247H131ZM170 248H171V247H170ZM238 248H239V246H238ZM251 248H252V247H251ZM256 248H257V247H256ZM262 248H263V247H262ZM104 249H105V248H104ZM140 249H141V247H140ZM147 249H148V248H147ZM216 249H217V248H216ZM236 249H237V248H236ZM239 249H240V248H239ZM249 249H250V248H249ZM249 249H248V250H249ZM108 250H109V249H108ZM142 250H143V247H142ZM154 250H155V249H154ZM106 251H107V250H106ZM111 251H112V249H111ZM117 251H118V250H117ZM121 251H122V250H121ZM121 251H120V252H121ZM139 251H140V250H139ZM149 251H151V249H150ZM165 251H168V250H165ZM238 251H239V250H238ZM249 251H250V250H249ZM249 251H248V252H249ZM253 251H254V250H253ZM147 252H148V251H147ZM147 252H146V253H147ZM153 252H154V251H153ZM162 252H164V251H162ZM186 252H187V251H186ZM221 252H222V251H221ZM243 252H244V250H243ZM251 252H252V251H251ZM111 253H112V252H111ZM114 253H115V252H114ZM116 253H117V252H116ZM121 253H122V252H121ZM210 253H211V252H210ZM210 253H209V254H210ZM225 253H226V252H225ZM235 253H236V252H235ZM257 253H258V252H257ZM261 253H262V251H261ZM122 254H123V253H122ZM149 254H152V253H149ZM159 254H160V252L158 253V255H159ZM211 254H212V253H211ZM219 254H220V253H219ZM221 254H222V253H221ZM245 254H246V253H245ZM249 254H250V252H249ZM254 254H255V253H254ZM263 254H264V253H263ZM106 255H107V254H106ZM118 255H120V254H118ZM156 255H157V253H156ZM161 255H163V253H162ZM217 255H218V254H217ZM222 255H223V254H222ZM225 255H226V254H225ZM247 255H248V254H247ZM252 255H253V254H252ZM255 255H256V254H255ZM257 255H259V253H258ZM107 256H108V255H107ZM112 256H113V255H112ZM116 256H117V255H116ZM159 256H160V255H159ZM159 256H158V258H159V260H160V257H159ZM218 256H219V255H218ZM241 256H242V255H241ZM253 256H254V255H253ZM263 256H264V255H263ZM104 257H105V256H104ZM110 257H111V256H110ZM110 257H109V258H110ZM150 257H151V256H150ZM257 257H258V256H257ZM162 258H163V257H162ZM173 258H174V256H173ZM218 258H219V257H218ZM220 258H222V257L220 256ZM245 258H246V256H245ZM29 259H30V257H29ZM32 259H33V258H32ZM106 259H107V258H106ZM155 259H156V258H155ZM182 259H183V258H182ZM223 259H224V258H223ZM231 259H232V258H231ZM100 260H101V259H100ZM143 260H144V259H143ZM159 260H158V261H159ZM162 260H163V259H162ZM250 260H251V259H250ZM255 260H256V259H255ZM259 260H260V257H259ZM27 261H28V260H27ZM106 261H107V260H106ZM116 261H117V260H116ZM149 261H150V260H149ZM153 261H154V260H153ZM156 261H157V260H156ZM256 261H257V260H256ZM15 262H16V261H15ZM30 262H32V261H30ZM150 262H151V261H150ZM175 262H176V261H175ZM180 262H181V261L179 260V263H180ZM206 262H207V261H206ZM228 262H229V261H228ZM240 262H241V261H240ZM28 263H29V262H28ZM170 263H171V262H170ZM179 263H177V264H179ZM251 263H252V262H251ZM251 263H249V264H251ZM253 263H254V261H253ZM259 263H261V260L259 261ZM171 264H172V263H171ZM217 264H219V263H217ZM228 264H229V263H228ZM244 264H245V263H244ZM254 264H255V263H254ZM256 264H257V263H256Z\"/></svg>",
	"mask_w": 264,
	"mask_h": 264
},
{
	"label": "water",
	"instance_id": "water-1",
	"mask_svg": "<svg viewBox=\"0 0 264 264\" xmlns=\"http://www.w3.org/2000/svg\"><path fill=\"white\" fill-rule=\"evenodd\" d=\"M181 0H178V4H179V2H180ZM177 4V5H178ZM177 5L176 6H174L173 7V9H170L168 12H166V13H163L160 17H163V16H166L167 14H169L172 10H174L176 7H177ZM160 17H157V18H155V20H157L158 18H160ZM154 20V21H155ZM154 21H150V22H148L147 24H145L144 26H142V28L141 29H139L136 33H134L133 34V37L125 44V48H124V50H123V53L122 54H124V51H125V49H126V47L128 46V44L133 40V38L135 37V35L138 33V32H140L146 25H148V24H150V23H152V22H154ZM262 27H264V24L262 25ZM87 37H88V35H87ZM87 37H86V39H87ZM261 37H260V35H259V31H258V33H257V37H256V45H255V48H254V58L252 59V61L250 62V64L247 66V67H251V64L253 63V62H256L257 63V69H256V72L254 73V81H253V86L255 87V79H256V75H257V72H258V65L260 64V60L257 62L256 61V57L257 56H259L260 57V54H259V52L257 51V45L261 42ZM83 44V42L81 43V45ZM124 56V55H123ZM160 60H164L166 63H168V61H166L165 59H158V60H155V61H151V62H147V63H143V64H140V65H137V66H134V67H125V68H123V70H122V75H121V79H120V81H119V83H118V85H117V88H116V92H115V95H114V97H113V99L111 100V102L109 103V105L107 106V108L105 109V111H104V114H103V116H102V119L100 120V122L98 123V125H97V127L94 129V131L91 133V135H90V140H91V137L95 134V132L99 129V127H100V125L103 123V121H104V118H105V116L107 115V111H108V108L111 106V104H112V102L115 100V98H116V94L118 93V91H119V85H120V83L122 82V80H123V74H124V72L126 71V70H130V69H133V68H137V67H141V66H143V65H147V64H153V63H156V62H158V61H160ZM124 62H125V60L123 59V60H121V61H117L113 66H112V68L114 67V66H116V65H122V64H124ZM169 64V63H168ZM170 65V64H169ZM170 67H171V65H170ZM97 68H98V62H97ZM112 68H110L109 70H108V72L112 69ZM172 68V67H171ZM98 70H99V68H98ZM172 70H173V68H172ZM99 73H100V71H99ZM101 75H105V74H102V73H100ZM243 74V71H241V73H240V75H239V77H238V80H237V83H236V85H235V87L222 99V101L224 100V99H226L227 98V96H229L233 91H235V89L237 88V87H239V84H240V76ZM173 76H174V70H173V72H172V78L169 80V83L165 86V90H166V88L168 87V85L170 84V82L172 81V79H173ZM165 92V91H164ZM256 93V92H255ZM255 93H254V95H255ZM163 96H164V93L161 95V98H160V101H161V99L163 98ZM250 99H252V98H249L248 100H250ZM248 100H246L245 101V104H246V102L248 101ZM160 103V102H159ZM159 103L157 104V110H158V106H159ZM123 116H127V117H134V118H141V119H143V120H145V121H153V120H155L156 118H157V114H156V116L155 117H143V116H134V115H132L131 113H120V114H118L117 116H115L114 118H113V122H112V127H111V130L108 132V134H107V136H105L104 137V139H103V145L101 146V147H96V146H94L96 149H101L104 145H105V143H106V140H107V137L109 136V134L111 133V131H112V129H113V124H114V121L116 120V119H118V118H120V117H123ZM242 116H243V114H242ZM242 116H241V118H242ZM240 125V124H239ZM238 128H239V126L237 127V129H236V132H237V130H238ZM212 138H216L217 140H219L220 141V139H219V137H216V136H214V137H212ZM221 142V141H220ZM234 142H235V138H234ZM222 143V142H221ZM230 150H232V149H230ZM233 151V150H232ZM241 151H244V150H242L241 149ZM235 152V151H234ZM218 159V158H217ZM220 160V159H219ZM222 163H224L222 160H220ZM225 164V163H224ZM225 166L226 167H233V168H238V167H240V166H238V167H234V166H228V165H226L225 164ZM228 174H234V173H228ZM200 200H201V198H200Z\"/></svg>",
	"mask_w": 264,
	"mask_h": 264
},
{
	"label": "flooded vegetation",
	"instance_id": "flooded-vegetation-1",
	"mask_svg": "<svg viewBox=\"0 0 264 264\" xmlns=\"http://www.w3.org/2000/svg\"><path fill=\"white\" fill-rule=\"evenodd\" d=\"M253 49H254V47H253ZM252 52H253V50H252ZM173 69H174V76H173V79H172V82H170V84L168 85V87L166 88V90H165V92H164V96H163V98L161 99V101H160V103H159V106H158V117H157V119L159 118V110L161 109H163V107H164V104L166 103V101L168 100V96H169V94L171 93V89H172V87H174L175 88V86H178V80H176V76H177V72H176V70H175V68L173 67ZM183 75H185V73L183 74ZM236 82H237V80H236ZM236 82H235V84L232 86V88L230 89V91L234 88V86L236 85ZM171 84H173L172 86H171ZM171 86V87H170ZM170 87V88H169ZM229 91V92H230ZM179 95H181L180 94V92H179V89H178V93L176 94V100H178V96ZM191 95H192V93H191ZM180 98V100H181V97H179ZM167 104H168V112L170 113L171 112V110H170V108L172 107V109L175 107V105H172V102H171V100H169L168 102H167ZM179 104V103H178ZM247 114H248V112H247ZM140 120H142V119H140ZM117 121V120H116ZM143 122H147V121H144V120H142ZM152 122H154V121H152ZM114 127H115V124H114ZM238 136H239V133H238V135L236 136V142L238 143ZM210 141V140H209ZM208 141V142H209ZM215 141H217V140H215ZM217 143H219V146H221V147H217V149H215L212 145H209V146H207V145H205V151H207V153H208V155H211V156H215L216 158H218V159H220V160H222V156L220 155V153L218 152V150L220 151V150H222V144L219 142V141H217ZM209 144V143H208ZM207 146V147H206ZM209 148V149H208ZM211 148H213L214 150H216V154H213V153H211V152H209L210 151V149ZM201 152V151H200ZM202 153V155H204L203 154V152H201ZM190 172V171H189ZM192 173V172H191ZM183 174V173H182ZM221 174V173H220ZM214 176V175H213ZM212 176H210L209 178H208V180L211 178ZM207 183V182H206ZM154 193H156V190H154L153 191ZM176 196H177V194L175 195V197H173V199L175 198L176 199ZM204 197H205V195L201 198V200H200V202L201 203H203L202 202V200L204 199ZM172 198V197H171ZM179 198H180V195H179ZM178 201H180V200H178ZM183 205H184V198L183 199H181V201H180ZM198 205V207L200 206L199 204H197ZM196 217V216H195ZM194 216H193V218H195ZM174 241V240H173Z\"/></svg>",
	"mask_w": 264,
	"mask_h": 264
}]
</instances>
